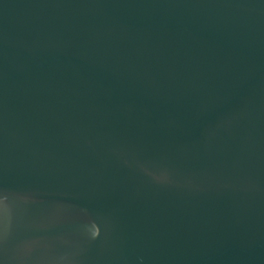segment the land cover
<instances>
[{"label": "water", "instance_id": "1", "mask_svg": "<svg viewBox=\"0 0 264 264\" xmlns=\"http://www.w3.org/2000/svg\"><path fill=\"white\" fill-rule=\"evenodd\" d=\"M0 264H264V0H0Z\"/></svg>", "mask_w": 264, "mask_h": 264}]
</instances>
